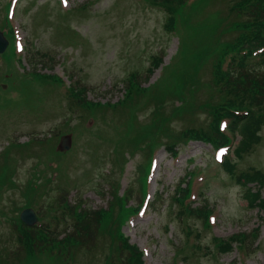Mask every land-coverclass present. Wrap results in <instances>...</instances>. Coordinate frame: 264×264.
<instances>
[{"label":"rangeland","instance_id":"1","mask_svg":"<svg viewBox=\"0 0 264 264\" xmlns=\"http://www.w3.org/2000/svg\"><path fill=\"white\" fill-rule=\"evenodd\" d=\"M7 1L0 0L2 32L7 28L3 22ZM11 2V24L20 47L24 46L23 51H17L21 55L20 72L31 70L28 59L37 49L45 54L39 56L47 65V68L38 65V73L55 72L66 83L69 74L71 81L74 79L80 86H87L88 100L109 103L110 108H84L75 103L77 98L63 95L59 91L61 86L57 87L56 81L51 83V77L43 81L39 75L38 81L22 87L21 91L15 82H10L9 89L0 92V168L5 164L12 168L9 163L13 160L11 152L18 158L12 181L0 186V264H115L116 254L107 232L73 253L60 254L57 258L50 250L32 256L22 250L14 251L16 240L11 235V217L13 214L19 217V211L27 202L23 196L26 181L33 174L35 181L41 182L40 186L44 188L42 196H35L30 207L37 214L38 222L43 220L45 225L48 203L64 188L68 189L67 200L84 208L107 207L115 186L114 194L123 196L129 192L126 209L130 211L139 205L150 139L142 135L132 140L126 128L129 121L124 110L112 107L111 103L121 98L122 83L127 74L136 71L144 81L150 57L162 54L167 63L178 45L179 52L172 60L173 65H180L187 54H194L187 59L180 84L187 93V103L180 105L179 110H173L175 103H183V97H173L171 92L161 94L157 102L165 101L160 111L162 116L154 118L156 127L162 125L166 134L160 135V141L178 138L177 134H182L178 131L185 127L205 129L209 123L207 102L214 95L210 94L209 85L211 59L204 57L202 51L234 36L224 30L221 32L219 27L223 25L226 29L237 17L229 12L228 0H203L187 12L176 34H172L162 25L164 12L151 7L148 0ZM68 8L67 14L59 10ZM215 36L219 39L214 40ZM9 70L7 61L1 57L0 78L3 74L8 75L6 80L11 78ZM157 77L158 69L144 84L152 83ZM1 83H6L8 88L6 81L0 80ZM157 102L151 101L150 107L139 111L140 120L143 118L141 122L151 117ZM88 117H92V121H88ZM68 133L73 140L70 148L58 152L59 136ZM260 135L261 141L253 152H248L237 162L238 168L255 166L264 170V130ZM177 146V157H172L163 148L153 154L154 168L146 190L148 207L120 225L124 236L130 238L128 242L143 250L145 264H173L174 250L182 248L183 240L180 226L169 217L173 186L188 166L193 167L188 164L193 159L195 165L201 167L210 163L211 169L217 172V176L209 178L207 186L201 189L214 207L216 217L211 230H202L200 243L203 249L197 250L198 254L189 264H264V222L258 208L248 207L239 185L218 169L209 145L192 141L187 145L179 142ZM54 162L55 168L51 167ZM60 211L61 208L55 213L58 220H61ZM118 212L119 207L115 205V213ZM55 222L51 219L47 225L51 229L54 227V233L71 224L67 220L54 226ZM192 223L201 229L200 221L192 220ZM257 224H260L259 234L249 246L250 254L243 262L236 250L222 255L213 252L212 236L250 232Z\"/></svg>","mask_w":264,"mask_h":264},{"label":"trees","instance_id":"2","mask_svg":"<svg viewBox=\"0 0 264 264\" xmlns=\"http://www.w3.org/2000/svg\"><path fill=\"white\" fill-rule=\"evenodd\" d=\"M148 1L165 11L164 28L167 31L175 30L178 14L182 10L183 5H186L187 0ZM228 1L229 4L226 6L229 12L234 16L236 15L238 20L236 19L232 24H229L226 29L223 28V25H220L219 30L221 32L224 30L235 35L229 40L225 39L219 42V45L207 47L205 52L202 51L204 57L211 59L212 72H214L210 84V94L214 96L207 102L206 107L209 123L205 129H202L201 126L188 127V131L184 133V137L209 141L214 145L228 143L230 139L219 129V121L222 118H228L230 120L229 129L233 133L237 132L239 135L235 148V158L240 159L243 153L250 150L259 141L258 131L261 128L264 129V0ZM4 10H7V4L4 6ZM69 12L70 10L64 14ZM5 36L11 42L13 41V29L11 26L7 28ZM218 39L215 36L214 40ZM71 42L74 41L71 40ZM39 54L41 56L45 55L35 49L28 59L31 70H22L21 72L18 68V66L20 67L21 57L16 54L12 43L9 44L4 53L0 54V58H4L10 67L8 72L11 73V78L9 77L6 80L7 74H3V78H0V80L8 83L7 90L9 89L10 82H15V86L21 91L22 87L26 88L28 84L38 81V75L43 78V81L51 77L53 79L51 83L56 81L57 86L63 83L61 78L54 74L38 73V65L47 68V65L41 61ZM193 55V53L191 56L190 53L187 54L178 66L164 65L161 68L160 77L156 81V84L152 85L154 86V93L152 94L154 102H157L162 97L161 94L171 92L170 94L173 97L178 96L180 98L187 94L180 84L182 83V72L188 63L187 59L188 57L191 59ZM160 62L161 57L155 56L151 61V66L147 70L153 72L160 65ZM130 74V77L124 82L125 91L122 98L116 103L111 104V106H118L117 108L124 110L129 121V123H126V128L132 136V140L142 135L148 136L150 139L148 152L150 153L154 147L162 142L160 141L162 140L160 135L166 136L162 125L156 127L157 125L154 121L156 116L161 115L160 111L165 105V101L157 102L151 117L149 119L146 118L144 122H140L138 120V113L147 106L150 107L151 101L145 98L150 96L151 89L140 86V83L136 81L138 78L136 71ZM87 89L85 86H80L78 82H74L73 85L67 86L66 91L67 94L77 98L76 104H82L84 108H101L103 110L110 108L109 103L103 104L87 100ZM25 103L26 101H24L23 105ZM179 107L175 106L173 110H179ZM91 113L93 114V112ZM136 134H138V137H134ZM163 143L172 153H175L172 147L174 143L168 140ZM11 157L13 160L9 161V163L12 168H7V164L0 168V186L12 181V176L17 168L18 158L13 155ZM234 163L232 160H227L224 163V169L232 175V165ZM245 173V175L233 178L242 186L243 198L248 204L250 206L257 204L264 211V198L260 196L259 189L252 192L246 187V183L248 182H256L259 187H264V171L257 168H249ZM145 174L143 183L145 181ZM26 184L23 196L27 202L23 204V207L34 204V197H41V193L44 191V188L40 186L41 183L35 181L33 174L26 181ZM67 191V189H62V192L55 199L51 200L46 207L48 220L50 218V220L54 219L57 221L54 223V226L70 220L71 224L69 226L66 225L60 232L54 233V231L46 228L26 226L19 220L17 215L13 214V217H11V235L16 240L14 251L22 250L26 255L32 256L36 253L50 250L53 252L52 255L57 258L60 254L73 253L79 247L93 242L96 236H103L107 232L110 235V246H112V249L114 247L113 253L116 254L114 258L115 264H143L141 250L135 244H130L128 238L120 230L121 223L125 222L129 213L134 211L133 209L129 211L125 208L126 201L129 198L128 191L125 195L119 196L114 194L116 193L115 186L112 200L108 202V206L98 209L84 208L77 203H69L66 198ZM189 194L190 185L188 181H186V188H176L175 195L172 196L170 215L174 216V220L178 224H182L186 228H189L188 220L192 218L202 219L203 225H207L206 216H202L205 214V208H201V206L192 208L190 203L186 202ZM115 205L119 207L118 213H115ZM59 208H61L59 212L61 220H58V216L55 214ZM14 209L17 208L14 207ZM39 215L41 216V214ZM258 231L257 227L253 230L252 236L254 238L258 234ZM185 239L187 242L188 235H186ZM245 241L249 246V234L240 232L231 235L227 239H218L217 241L214 239V244L216 242L218 252L224 253L233 248V243L240 245V250H243V248L247 247ZM186 242H184L183 247L176 254L182 255V261L192 259V257L198 254L197 250L203 247L198 239L194 243ZM108 259L109 257H107Z\"/></svg>","mask_w":264,"mask_h":264},{"label":"water","instance_id":"3","mask_svg":"<svg viewBox=\"0 0 264 264\" xmlns=\"http://www.w3.org/2000/svg\"><path fill=\"white\" fill-rule=\"evenodd\" d=\"M7 46V40L4 38L3 33L0 31V53L5 50ZM2 88H6L3 84ZM71 138L70 135H63L60 138L59 144L57 146L58 150H67L70 147ZM21 219L27 224H33L35 221V215L31 208L24 209L20 214Z\"/></svg>","mask_w":264,"mask_h":264}]
</instances>
